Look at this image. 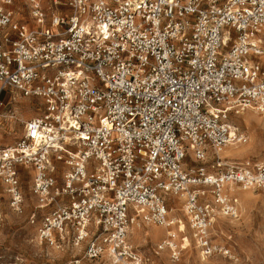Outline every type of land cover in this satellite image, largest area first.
<instances>
[{
  "label": "built area",
  "instance_id": "1",
  "mask_svg": "<svg viewBox=\"0 0 264 264\" xmlns=\"http://www.w3.org/2000/svg\"><path fill=\"white\" fill-rule=\"evenodd\" d=\"M263 55L264 0H0V97L41 111L0 147L10 208L29 169L40 243L138 264L134 226L176 227L158 250L184 248L173 196L201 251L229 252L212 229L238 216L231 185L264 192V161L222 153L247 141L232 115L264 114Z\"/></svg>",
  "mask_w": 264,
  "mask_h": 264
},
{
  "label": "rangeland",
  "instance_id": "2",
  "mask_svg": "<svg viewBox=\"0 0 264 264\" xmlns=\"http://www.w3.org/2000/svg\"><path fill=\"white\" fill-rule=\"evenodd\" d=\"M261 61L264 63V55ZM0 100L6 104L0 107V147H5L19 140L25 132V122L38 116L41 111L38 109V99L19 92L5 91ZM231 121L246 135L247 141L230 146L244 149L246 152L234 156L225 154L223 150V155H227L231 160L252 158L264 161V114L246 110L241 114L232 115ZM22 172L23 191L26 194L22 214H17L10 208L8 195L0 183V211L4 217L0 227V264H76L73 257L75 252L60 251L40 243L37 238L36 228L28 220L35 203L29 190L31 171L24 169ZM233 187L231 197L238 208V216L231 218L218 212L212 229L213 241L220 246H226L229 252L223 250L210 255L202 252L188 227L181 198L171 196L170 200L175 202L171 215L181 218L178 229L186 231L187 238L184 241L180 238L184 248L179 256L174 258L170 249L158 250V244L168 233L167 227L157 224L134 226L129 243L138 255V264H264V192L260 189H244L235 185ZM237 189L249 196V204L244 209L240 204ZM155 227L162 229L158 237H152L150 234ZM172 229L175 230L176 227ZM79 258V264H111L112 257L105 255L100 259L91 260L82 254ZM123 262L135 264L129 260Z\"/></svg>",
  "mask_w": 264,
  "mask_h": 264
},
{
  "label": "bare ground",
  "instance_id": "3",
  "mask_svg": "<svg viewBox=\"0 0 264 264\" xmlns=\"http://www.w3.org/2000/svg\"><path fill=\"white\" fill-rule=\"evenodd\" d=\"M256 112V111H255ZM258 113V112H257ZM234 145H237V144H234ZM232 146V145H231ZM230 145H229V147H226V148H224L223 150H224V153L225 154H230V155H234V156H238V155H241L242 153H244V152H246L244 149H238V148H235V147H231ZM234 185H231V188L232 189H234V187H233ZM237 192H238V194L240 195V204L242 205V208L244 209V208H246L247 207V205L249 204V200H248V195L247 194H244V193H242L241 192V190L240 189H237ZM242 201V202H241ZM173 211V210H172ZM176 218H180V217H178V216H175ZM181 219V218H180ZM215 219H216V217H215ZM182 222V221H181ZM231 222H232V220H231ZM149 225H151V224H149ZM135 227H138V226H135ZM163 227H165V226H163ZM168 228V233L171 231V229L172 228H170V227H167ZM174 230V229H173ZM162 231V229H160V228H158V227H155V228H152V230L150 231V234H151V236L152 237H158L160 234V232ZM109 256V255H108ZM110 257V256H109ZM111 259V261H110V263L111 264H119V263H116V262H114L113 260H112V258H110ZM122 264H126V262H122Z\"/></svg>",
  "mask_w": 264,
  "mask_h": 264
},
{
  "label": "crops",
  "instance_id": "4",
  "mask_svg": "<svg viewBox=\"0 0 264 264\" xmlns=\"http://www.w3.org/2000/svg\"><path fill=\"white\" fill-rule=\"evenodd\" d=\"M30 24L33 25L32 22H31ZM22 169H23V168H22Z\"/></svg>",
  "mask_w": 264,
  "mask_h": 264
},
{
  "label": "snow or ice",
  "instance_id": "5",
  "mask_svg": "<svg viewBox=\"0 0 264 264\" xmlns=\"http://www.w3.org/2000/svg\"><path fill=\"white\" fill-rule=\"evenodd\" d=\"M33 135H34V133H33Z\"/></svg>",
  "mask_w": 264,
  "mask_h": 264
}]
</instances>
